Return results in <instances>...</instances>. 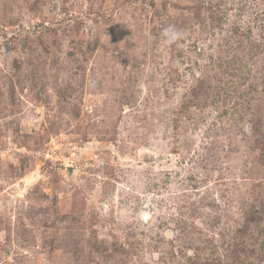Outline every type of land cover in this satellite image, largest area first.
I'll use <instances>...</instances> for the list:
<instances>
[{
  "label": "rangeland",
  "instance_id": "rangeland-1",
  "mask_svg": "<svg viewBox=\"0 0 264 264\" xmlns=\"http://www.w3.org/2000/svg\"><path fill=\"white\" fill-rule=\"evenodd\" d=\"M253 205L264 0H0V264H226Z\"/></svg>",
  "mask_w": 264,
  "mask_h": 264
},
{
  "label": "trees",
  "instance_id": "trees-1",
  "mask_svg": "<svg viewBox=\"0 0 264 264\" xmlns=\"http://www.w3.org/2000/svg\"><path fill=\"white\" fill-rule=\"evenodd\" d=\"M220 22V20H218ZM235 32H230L229 36H227V40L225 42V44L228 45V49L231 50L232 53H235V56L231 57V61L229 59L227 63V65H235V64H239L241 62H243L244 60H248L249 58H251V54H255L256 52H260L258 49H260L262 51L261 48L262 47V43H258V45H255V43H252L251 45L249 44L250 42L248 40H245L244 38L235 37ZM245 33V32H244ZM249 47V48H248ZM245 52V53H244ZM229 57V56H228ZM201 79V81L199 80ZM199 79H197V84L199 88H195V90L193 91H199L195 94V97H197L200 93L203 92L202 88H204V86L206 88V90H208V92H210L211 86L208 84V82L206 80H204L203 78L199 77ZM203 81L205 82L204 85ZM253 130L255 131V128H253ZM244 212V223H243V229L242 230H237L235 233V239L239 240L235 247H234V251L233 253L228 257L226 264H237L238 263V259H239V255H240V251L241 249L245 248L246 249V237L245 234L246 233V228H248L251 223H255L256 219H261L262 217H264V213H262V211H258L257 209H255V205L253 206H249L248 209L243 210ZM260 223V222H258ZM257 257L262 258V254L263 251L262 249H259L257 251H255Z\"/></svg>",
  "mask_w": 264,
  "mask_h": 264
}]
</instances>
